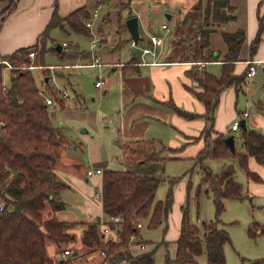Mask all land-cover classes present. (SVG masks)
Segmentation results:
<instances>
[{
  "label": "trees",
  "instance_id": "1",
  "mask_svg": "<svg viewBox=\"0 0 264 264\" xmlns=\"http://www.w3.org/2000/svg\"><path fill=\"white\" fill-rule=\"evenodd\" d=\"M4 7L0 10V20L16 8L17 0H0ZM56 5V3H54ZM90 17L85 7L76 8L65 15L53 11L45 28L38 34L36 41L29 46L19 47L2 58L7 59L15 68H9V83L2 81L0 68V264H70L71 259L78 256V252L69 257H62L53 262L46 249V239L57 243L74 240L73 233L68 229L77 222L60 219L56 211L64 208L63 200L58 192L66 184L58 180L52 170L54 163L60 158L67 145L60 131L50 119L44 95L37 84L31 69L40 67L46 69L44 53L52 50L59 58L74 59L77 55L73 50H60L50 46L46 48L49 30L53 27L63 28L68 25L73 31L89 33L85 19ZM232 6L228 0H207L203 8V20L199 24L200 48L208 45L209 30L203 26L213 22L221 23L233 19ZM125 26V23L122 22ZM260 31V29H259ZM259 31L251 43V50H255L259 41ZM222 38L227 45V52L221 66V73L216 76L206 70L195 74L202 90L195 94L205 106L203 114L207 124L201 135L204 146L195 156L199 164L200 188L207 186L206 193L212 194L215 207V219L202 222L198 227L188 222L187 209L181 217L179 236L175 240L173 258L164 255L165 264H226L224 244L230 241L228 231L218 226L219 215L224 210V199L244 198L243 186L233 177L234 166L224 165L219 172H213L205 163L206 158H237L248 176L253 172L248 170L246 160L254 156L264 164V133L253 128L239 125V139L241 151L231 150L225 143V134L214 129V110L217 105L220 90L228 85H239L245 81V75L232 73L234 63L238 60L239 50L244 40V31L239 28L234 32H222ZM70 44V43H69ZM35 55L30 58L29 51ZM87 57L85 51L78 52ZM86 54V55H85ZM1 57V56H0ZM203 60H215L212 53L203 54ZM33 59V60H32ZM135 62L128 61L125 66ZM33 67L30 68L29 66ZM22 66V67H21ZM45 76L41 80L48 83ZM49 87L48 94L54 99L58 95L52 94ZM176 111L186 117L196 114L184 111L175 105ZM153 139L138 140L122 145V156L127 163L134 160L143 163L158 159V152L172 150L160 145L156 148ZM104 170V171H103ZM101 176L100 198L105 222L116 233V238L104 239L101 219L96 218L85 222L81 234V242L99 250L103 259L100 264H154V250L133 253L131 246L133 238L139 232L137 222L146 220L148 228L158 226L166 217L171 204V194L167 193L163 200H155V191L160 179L155 175H141L129 168H104ZM49 207L47 216L43 211ZM120 216L117 223L108 220L110 217ZM264 233L262 225L254 221L248 227V233L254 237L259 229ZM65 256V255H64ZM205 257V260H201ZM241 264H264V256L250 259Z\"/></svg>",
  "mask_w": 264,
  "mask_h": 264
},
{
  "label": "crops",
  "instance_id": "2",
  "mask_svg": "<svg viewBox=\"0 0 264 264\" xmlns=\"http://www.w3.org/2000/svg\"><path fill=\"white\" fill-rule=\"evenodd\" d=\"M85 1L17 0L16 8L0 20V56L9 54L19 47L32 45L36 41L38 34L43 30V27L45 28L54 10L59 15H65L76 8L85 7L90 13V17L84 20L85 23L86 21L91 22V25L87 26L89 33H78L84 34L89 44L86 47H80L79 39L76 38L75 41L68 40L70 45L75 42L73 44V51L77 55L74 59H61L59 62L71 60L70 64H78V66L63 67L65 70L62 69V71H65L66 76L58 75L56 79L67 77V81L65 83L62 82L60 85L54 84L51 87L66 88L68 93L67 96L63 97L61 95L57 99L52 97L53 101L51 104L56 103L63 108L71 107L77 102L80 103L83 98L73 77L72 81L69 78L72 75L69 69L87 67L95 68L98 71L106 70L111 73L107 78V86L114 87L113 84L116 83L118 88V95L111 108L113 110L117 109V120L121 127L120 134H123V139H118V147L121 148V155L122 145L138 140L153 139L158 143L157 145L162 144L172 148V150L193 146L196 150L194 156H196L204 146V138L201 135V131L208 121L203 116L205 106L195 94L196 91L202 90V87L195 78V74L206 70L218 76L221 73L222 62L227 52V45L222 38V32H234L236 29L243 28L238 25H232V29H227L225 26L228 24L224 25V27L222 26L223 29L220 33L221 41L218 44L219 46H217V42L213 38V32L210 31L213 29V24H223L225 22L217 23L210 19L209 24L203 26V29L209 30L208 45L206 47L200 48V35L198 30L193 34L190 33V35L183 36L185 38L173 33L170 36L171 41L166 44V38L163 34L168 30V24L166 20L161 18V13L168 11L170 13H166L167 18H171L173 15L171 10L179 6V0H152L151 3L142 2L139 5H133V0L122 1L119 5L120 8L117 10V22L112 28H106L109 20L108 12L98 13L96 10L94 11L95 8H88ZM228 2L232 6V14L235 16L233 19H235L237 15L236 5L242 6L244 2L246 10L250 13L255 0H247V4L245 0H228ZM161 4L165 7H162ZM205 4H199L197 7L199 9V13L197 12L199 14V16L197 15L198 22L200 23L203 20V6ZM97 5H99L98 1H96L94 7ZM3 7L4 3L0 1V10ZM94 12L97 15H94ZM132 15L138 16L139 39L135 49H133V41L126 24L125 26L122 25V22L125 23L126 18ZM247 19L248 17L245 20ZM189 23L185 24L188 26ZM162 24H166V28H163ZM158 29L162 30L163 33L159 34ZM66 32L70 35L68 30ZM151 35H155L161 39V43L155 47L156 54H142L141 48L150 45L149 37ZM92 39L96 40L97 43L94 48L91 46ZM183 39L184 41H182ZM183 44L184 48L181 46ZM177 49H182V51L176 54ZM82 50L88 53L87 57H83L78 53ZM209 53L216 56V59L203 60L201 56ZM92 55H96L99 62L103 64L99 66L89 65L92 61ZM251 55L247 56L240 48L238 60L235 61L232 71L235 75H241L243 73L246 81L252 79V86H247L243 92L245 96V108L241 110L236 105L239 98L237 89L241 87L243 82L239 85L232 84L223 87L218 95L217 105L214 110L213 126L215 130L224 133L226 136L228 134L234 135L236 131H239V128L231 130V123L229 127L227 126L223 129L221 126H216L215 120H217L222 110H225L226 114L232 117L234 115V108L237 116L240 117L239 124L240 121H244L245 127L253 128L264 133V79L261 80L258 78V68L261 67L264 70V56L259 55L258 52ZM128 61L135 62V66L132 64L125 66ZM198 61L204 62L199 70L197 69L196 63ZM247 61H251V65L255 66L256 72L251 77H246L248 65H250ZM116 63L121 65H116ZM211 64L220 65L219 74L211 71L209 68ZM99 75H96V80L99 78ZM100 79L102 80L101 85L97 87L94 84V86L96 88L103 87L102 92H106L107 89L105 88L103 78ZM71 90L75 92L76 101H71L70 99V96H73ZM173 105L184 111L195 113L196 115L191 118L186 117L176 111L172 107ZM247 108L250 111H247ZM110 112V110H105L103 114ZM244 112L246 113L245 115L243 114ZM236 117H233V119ZM81 131L86 132L85 129ZM239 133L240 131L238 132V137L234 135V149L237 151L242 150L241 144H239V148L236 147ZM63 138L66 139L64 136ZM68 142L70 143V141ZM74 145L76 147L78 146L77 144H72V146ZM86 157L84 154H79L77 148H66L52 167L55 177L66 184L58 192V196L63 200L65 206L56 211V215L59 218L62 217L61 219L77 222L74 227L81 224L84 226L82 231L85 228V222L92 221L96 218L101 219L102 228L106 223L100 198L101 173L86 174V170L88 169L84 164ZM122 159L124 163H127L124 161L123 156ZM208 159L227 160V158H206L204 161L207 162ZM223 164L227 165L229 163L224 161ZM238 164L240 165L239 162ZM246 166L254 175L248 176L246 170L241 166L245 170V181L247 183V193L244 194V198L247 197L252 200L258 196H264V164L260 163L254 156H249L246 160ZM94 168L104 169L100 165H96ZM90 180H93L95 183L98 181V191L94 192V197L92 196V189L89 191L87 186ZM65 190L69 191L71 195H64ZM68 207L77 209L78 213L67 210ZM260 224L264 228L263 224ZM103 234L104 239H106V234L108 236L112 235L109 236L112 239L116 238V233L111 229ZM133 240L134 243L130 247L131 251L133 253L143 252L141 250L145 249L147 244L142 241H136L135 237ZM141 245H144V247L141 248ZM137 248H140V250H137ZM94 252H99L102 257V253L99 250L96 249ZM61 258L58 256V260Z\"/></svg>",
  "mask_w": 264,
  "mask_h": 264
},
{
  "label": "rangeland",
  "instance_id": "3",
  "mask_svg": "<svg viewBox=\"0 0 264 264\" xmlns=\"http://www.w3.org/2000/svg\"><path fill=\"white\" fill-rule=\"evenodd\" d=\"M96 1L99 2V5L94 7ZM122 1L126 2L127 0H86L85 2L88 8H95L94 11L96 10L98 13L107 11L109 20L106 28H112L117 22V10L120 8L119 5ZM57 2H59V0H57ZM142 2L151 3L152 0H133V5H139ZM205 2L206 0H179V6L171 10L173 14L171 18H167L166 13H170L168 11H166V13H161V18L166 20L168 24V30L163 34L166 38V44L171 41L170 36L173 33L179 37L185 38L183 36L190 35V33L193 34L198 30L200 22H198L199 9L197 7L199 4L204 5ZM245 3L247 4V0H245ZM161 6L165 7L162 4ZM236 6L237 15L235 19H231L223 24H213V29L210 32H213V38H215L217 46H219L218 44L221 41L220 33L224 25L228 24L225 26L227 29H232V25H238L242 27L245 32V37L241 44L242 47H240L241 51L243 50V53H246L247 56L251 54L254 55L256 52L264 56V0H255L250 13L246 10L244 2L242 6ZM246 17H248L247 20H245ZM185 23H189L188 26ZM67 30L70 32V35L67 34ZM158 30L159 34L163 33L162 30ZM224 30L228 31L226 29ZM258 31L260 39L256 46L257 48L251 50V43L258 34ZM49 36L50 37L46 40V48L50 46L55 47L58 43L61 44L62 41H66V50L70 51L73 50V44L75 42L70 45L68 40L71 39L75 41L76 38L79 39L80 47H86L89 44L84 34L73 31L67 25H65L64 28H51L49 30ZM182 41H184V39ZM181 46L184 48V44ZM181 51L182 49H177L176 54ZM60 60L61 58H59L57 53L52 50H47L44 53L45 63H47V66L57 65V67H55L54 70H50L47 67H45L46 69H41L35 66L31 69L35 78H37L36 81L40 90H44L46 96L52 97L48 94V84L49 87H51L54 86V84L60 85L62 82L65 83L67 81V77L63 79H56V77L58 75H62L63 77L66 76L65 71H62L64 68L61 66L63 64H70L71 60L59 62ZM12 67L15 68L14 65H12ZM4 68V66L1 68L2 81L7 85L9 83V68ZM209 68L212 72L219 74V64H211ZM69 70L72 73L69 78L72 81L73 77L83 98L80 103L77 102L71 107L65 108L60 107L56 103L47 104L51 122L55 127L59 128L61 134L70 141L71 144L67 141L68 143L65 149L77 148L79 154L87 156L84 159L86 168H94L96 165L103 166V168H129L141 175L158 176L160 181L155 191V200H163L167 193H170L172 198L170 207L166 217L154 228H148L146 225L147 221L143 220L139 227V232L135 236V240L147 244L146 248L141 251L154 250V264H165V253H168L170 258L174 256L175 240L179 236L181 217L185 208L187 209L188 222L200 228L202 227L203 221L215 219V207L212 201V194L210 191L206 193L207 186L203 185L197 193L200 168L197 161H195L194 155L196 150L193 146H187L184 149L162 150L158 152V159L147 160L143 163L136 162L135 160L134 163H124L121 155V148L118 147V139H123V134H120L121 127L117 120V109L113 110V108H111L118 95V88L116 83L113 84L114 87L107 86V78L111 73L106 70L98 71L95 68L87 67ZM97 74H100L99 78H103L105 88L107 89L106 92H102L103 87L96 88L94 86ZM43 76H47L49 79L48 83H43L41 81ZM52 77H54V79H51ZM258 78L261 80L264 79V70H262L261 67L258 68ZM251 83L252 79L245 80V82L241 84V87L237 89L239 98L236 105L241 110L245 108V96L243 92L247 86H252ZM51 88L54 90L52 94L55 96L58 95V97L62 95L63 91L67 92V89H61L62 87ZM71 94L73 95L70 96L71 101H76V95L73 90H71ZM105 110H110L111 112L103 114ZM247 111H250L249 108H247ZM236 116L237 113L235 108L232 117L226 114L225 110H222L217 120H215V124L225 129V127H229L233 120L236 119L239 121L240 117ZM233 117L236 118L233 119ZM82 129H85L86 132H82ZM238 132L239 131H236V134L234 133L237 137ZM72 144H77L78 146H72ZM239 144H241V142H239L238 138L236 142L237 148L241 146H239ZM158 147L159 145H156V148ZM224 161L233 164V177L236 181L242 183V191L246 194L247 183L245 181V170L238 164L236 158H227V160L208 159V161H204V163L213 172H219L222 166H224ZM87 186L89 191L92 189V196L94 197V192L98 191V181L95 183L93 180H90ZM67 194H70V192L65 190L64 195ZM0 202L3 203L1 199ZM223 203L224 210L219 215L220 221L218 226L225 228L230 236V241L224 244L226 264H241L242 258H244V263H247L250 259L264 256V233H260L258 229L254 237H251L248 233V226H253L254 221L260 222L264 226V196L261 195L252 200L247 197L243 199L226 198ZM48 210L49 207H46L43 211L42 215L44 217L47 216ZM67 210L78 213V210L75 208L68 207ZM100 226H102V222ZM83 227L84 226L79 224L77 227L68 229V232L73 233L75 236L74 240L69 242L57 243L46 239V249L53 262L58 260V256L63 258L66 257L63 256V251L65 249H70L71 252H78V256L71 259L70 264H100L102 262L103 255L101 257L99 252H94L95 250H91V247L81 242ZM105 236L107 239L112 235L108 236L106 234ZM137 250H140V248H137ZM67 256L69 257V255ZM201 260H205V257H202Z\"/></svg>",
  "mask_w": 264,
  "mask_h": 264
},
{
  "label": "built area",
  "instance_id": "4",
  "mask_svg": "<svg viewBox=\"0 0 264 264\" xmlns=\"http://www.w3.org/2000/svg\"><path fill=\"white\" fill-rule=\"evenodd\" d=\"M94 15H97V14L94 12ZM85 24H86V26H90L91 25V22L90 21H86ZM162 27L163 28H166V24H162ZM149 39H150V45L141 48V53L142 54L151 53V54L155 55L156 54L155 53V47L158 44L161 43V39L159 37L155 36V35H151L149 37ZM96 45H97L96 40L92 39L91 40V46L94 48ZM66 46H67V43L65 41H63L61 43V48H63V50H66ZM34 55H35L34 51L33 50H30L29 51L30 58H33ZM91 58H92V61H91V63L89 65H97V66H99V65H102L103 64V63L99 62V59H98V57L96 55H92ZM250 62L251 61H247V63L250 64V65H248V71L246 73V77H249V76L251 77L256 72L255 66L254 65H251ZM196 63H197V67H198L197 69L199 70L201 68V66L203 65L204 62L203 61H198ZM116 65H121V64L116 63ZM2 66H4L5 68H11L12 67L11 63L7 59L0 57V67H2ZM70 66H78V64H63L61 67H70ZM29 67L32 68L33 66L30 65ZM45 67L49 68L50 70H54V68L57 67V65H48V66L46 65ZM51 79H54V77H52ZM101 83H102V80L100 78H98L95 81L94 84H95V86L99 87L101 85ZM42 93L44 95V102L46 104H51L52 101H53L52 97L46 96L44 92H42ZM62 96L63 97L64 96H67V92L66 91H63L62 92ZM243 114L245 115L246 113L244 112ZM239 125H240L239 122L237 120H235V121L232 122V124L230 126V129L231 130H236V129L239 128ZM101 172H102V169L101 168H88L86 170V174L87 175H91L93 173H99L100 174ZM0 207H1V204H0ZM108 220L111 221V222H113L115 224V223L119 222L120 216L110 217V218H108ZM136 225L140 227L141 223L140 222H137ZM109 229H111V228L109 227L108 223H105L104 224V227L102 228V232L105 233V232L109 231ZM143 247H144V245H141V248H143ZM70 252H71L70 249H65L63 251V255L67 256V255L70 254ZM119 263L121 264L122 261H120ZM104 264H105V262H104Z\"/></svg>",
  "mask_w": 264,
  "mask_h": 264
},
{
  "label": "water",
  "instance_id": "5",
  "mask_svg": "<svg viewBox=\"0 0 264 264\" xmlns=\"http://www.w3.org/2000/svg\"><path fill=\"white\" fill-rule=\"evenodd\" d=\"M125 24L128 28V31L131 35L132 38V46L133 49L136 47V43L138 42L139 39V30H138V16L137 15H132L125 20ZM57 49L60 50V44H57ZM47 76L45 77V80H47ZM240 125L245 127L244 121H240ZM225 143L229 146L231 150H234V135L233 134H228L224 138ZM77 252L73 251V255H75Z\"/></svg>",
  "mask_w": 264,
  "mask_h": 264
}]
</instances>
